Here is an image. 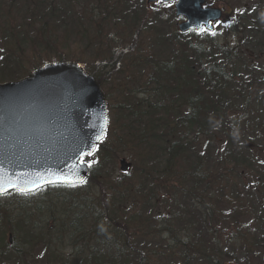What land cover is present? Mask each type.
Wrapping results in <instances>:
<instances>
[{"label": "trees", "instance_id": "1", "mask_svg": "<svg viewBox=\"0 0 264 264\" xmlns=\"http://www.w3.org/2000/svg\"><path fill=\"white\" fill-rule=\"evenodd\" d=\"M217 1L219 0H215ZM249 1L247 6L240 8L241 16L244 17L246 14L259 16L262 7L260 6L259 9L255 0ZM0 2V23L9 26L2 29V34L4 40H9L11 48L25 49L22 45H28L25 44L26 40H31V34H34L36 40L33 50H38L37 47L44 48L38 50L39 54H34L35 58L52 52V49L51 51L49 49L51 48L49 30L46 28L57 23L42 21L39 18L36 21L34 17L42 14L54 18L57 13L47 9L40 11L43 7L41 0H0ZM116 3H121V0H115L111 4ZM260 3L264 8V0H260ZM17 16L23 19L20 23L17 21ZM106 23H97L102 28L101 36L97 35L98 38H110L107 28L110 25ZM1 24L0 26H3ZM117 24L115 22L113 26ZM238 24L236 21V24L230 27V31L239 29L241 21ZM260 26H264V12L260 18ZM261 31L263 29L259 32ZM213 33L215 31H204L198 33V36L197 33L190 32L189 34L194 36L184 35L187 38L181 39L182 36L174 28L167 37L161 38L153 34L158 36L159 49L154 46L153 41H150L153 50L149 56L145 54L139 57L137 66L141 68L132 69V63L125 62L124 58L123 70L115 69V64H123L124 59H121L123 49L121 52L112 50L107 55L109 59H98L95 68L83 65L95 76L104 90L109 115L106 137L96 151L100 154L102 151L103 154L100 155L99 163L93 164L89 178L92 177L93 184L103 196L112 190L110 192L112 196H108L115 198V201L113 204L106 201L111 205L109 208L98 202L80 204L78 209L87 208V215L94 218L91 222V232L87 233L88 229L83 232L79 229L80 220L71 222L70 228L79 238L83 236V239H90L91 234L102 232L101 239H108L101 246L99 238L95 241V245L90 247V254L91 252L94 254L97 249L100 251L101 247L107 248L106 252L109 256L106 257L107 261L100 258L96 262L100 261V264H228L238 256L243 260L242 264H250L258 237L256 233L243 230V224L239 220L242 210L237 203L238 197L236 196L232 201L233 199L227 194L218 198V193L225 190L232 191L236 179L240 178L243 163L256 165L247 163L240 148L242 142L235 141L240 135L239 130L228 132L225 122L240 124L243 121L241 114L249 109L253 101L258 102V107H264L261 105L263 101L256 98L257 90L263 88L264 91V77H249L247 80L239 81L236 72L239 71L236 59L240 60L239 57L242 55L238 52L239 46L229 47L225 39V44L220 43ZM261 36L264 37L262 34ZM262 46L264 47V40ZM173 47L176 49L174 50ZM21 51L18 52L22 53ZM231 54L233 60L230 58ZM250 57L251 55L246 53L242 59L249 62ZM243 66L249 69L251 64ZM138 71H140V79L133 80L132 77ZM118 75L122 79H119ZM213 132L217 138H214ZM218 132L226 133L224 135H228L227 138L224 140L226 136L222 137ZM203 144H227L231 148L224 150L222 147L221 151L216 149L219 155L215 160L217 163H207L208 161L203 158L207 147L198 149ZM126 150L130 151L133 159L134 156H138L140 159L136 157V160L142 166L138 167V172L133 177L130 175L131 178L111 180L112 175L106 172L109 163L105 165L104 161ZM101 156L104 161L101 160ZM192 160L194 165H191ZM99 166L103 171L97 172ZM187 173L191 175L187 176ZM215 187L216 191L213 190ZM210 189L214 191L213 195ZM181 194L190 201V204L180 205L183 208L179 207L178 213L174 214L171 207L178 205L177 202L180 204ZM85 199L89 200V197ZM158 200H161L166 211L158 207ZM152 205L156 207V214L162 215L148 219L146 213L147 211L151 213ZM221 207L229 209L231 218L238 225L235 231L223 229L224 231L221 232L216 229L222 220L223 222L228 220ZM51 210H54L53 203ZM188 211L195 216L194 221H198L195 222L198 226L193 224L189 227L184 221ZM79 218L82 220L81 215ZM102 220L104 221L101 222ZM98 222L99 227L96 230L94 227ZM102 224H105V227H102ZM3 235L4 233L1 241L5 242ZM30 237L29 232L25 241L33 245L35 240L30 241ZM149 238H153V241L158 238L163 243L158 247L150 248L136 241V239L150 241ZM107 243H112V246ZM11 249L14 253L7 256H19L22 251L18 247L15 249L14 246ZM225 258L231 261H226Z\"/></svg>", "mask_w": 264, "mask_h": 264}, {"label": "rangeland", "instance_id": "2", "mask_svg": "<svg viewBox=\"0 0 264 264\" xmlns=\"http://www.w3.org/2000/svg\"><path fill=\"white\" fill-rule=\"evenodd\" d=\"M107 1L110 3H107ZM107 1L41 0L43 7L40 11L43 12L44 9L48 11L52 10L57 15L52 18L48 15L38 14L34 17L35 20L38 21L37 18H39L42 21L57 23V25L46 28L49 30L48 38L49 46L51 47L49 49L50 51L52 49V52L49 51L50 53H46L45 56L42 54L39 58H35L34 54H39L38 50L44 48L40 47L41 49H39L37 47L38 50H33L36 40L34 34H31V40H26L25 44L28 43V45H22L25 49L19 48L22 51L16 47L11 48L12 46L9 40H4L2 34V29L4 30V28L9 26L0 23L3 25L0 26V83L6 84L30 77L36 67L54 60H74L89 68H95L97 60L109 59L107 55L112 50L121 52L123 49L121 59H126V61L125 59L123 60L122 65L120 63L115 64V69L123 70L122 66L124 67L125 62H131L132 69L141 68L137 66L138 59L141 55H150L153 50L151 49L152 44L150 41H153L154 46L159 49L158 36H161V38L167 37L173 32L174 28L179 32L177 28L178 18L175 15V9L173 7L177 0H171L169 2L159 1L151 5L147 4V0H121L119 4H111L115 0ZM255 1L257 7L259 8L261 6L263 9L258 14L259 16H249L246 14L244 17L241 16L242 10L240 8L247 6V2H250L249 0L205 1V6L218 7L223 11L222 19L214 24L216 40L225 44V39L230 45L229 47L232 48H236L237 45L239 46L238 52L242 55L239 57L240 60L236 59L239 70L236 72L239 75L238 80L241 82L247 80L249 77H264V47L262 46L264 37L261 36V34L264 35V26H260V18L264 12V8L260 0ZM111 6H114V8ZM90 13L91 15L88 16ZM104 16H107V18H103ZM22 20L20 16H17L18 23ZM26 20L28 21L29 19ZM236 21L237 24L241 21V27L231 32L230 27L232 25L234 26ZM98 22H107L110 25V27H107L110 35L109 39L98 38L97 35L101 36L100 34L102 33V28L100 24H97ZM115 22L118 23L117 26H113ZM120 23L122 26H120ZM93 24L95 26H92ZM39 25H42V23H39ZM259 29H263V31L259 32ZM153 34L158 36H154ZM179 34L182 36L180 37L181 39L187 38L184 35L194 36L189 33L181 34L179 32ZM88 39L91 40L86 41ZM149 44L151 46H148ZM4 45L5 47H3ZM18 51H21L23 54ZM246 53L251 55L249 62L242 59ZM47 54L49 56H46ZM230 58L233 60L232 54ZM232 60H230V63ZM15 61L18 62L15 63ZM228 63L226 62V64ZM249 63L251 66L249 69H246L243 65L248 66ZM241 67L243 68L241 69ZM118 76L119 79H122L120 75ZM132 79L139 80L140 71ZM130 86L134 85L130 84ZM135 86L137 85L135 84ZM256 93V98L262 100L263 103L261 105H264L263 88L257 90ZM258 106V102L253 101L249 109L243 111L241 114L243 121L240 124L234 122L231 124L230 121L225 122V128L228 132L232 133L235 130H239L240 135L235 138V141L242 142L240 148L244 152L243 156L246 157L247 163H255L256 165L251 166L250 164L243 163L240 178L236 179L232 191L229 190L230 192H228V190H225V192L218 193V198L227 194V196L233 199L232 201L235 200L236 196L238 197L237 203L241 206L242 210L239 220L243 224V230L246 229L248 233H256L258 237L254 255L251 256V259L249 258L250 264H264V107L260 108ZM229 115L232 117L230 112ZM214 132V138H217ZM218 134L222 137L226 136L224 140L228 136L224 135L226 134L224 132H218ZM222 147L224 150L231 148L227 144H203L198 149L206 148L205 153H203V158L208 161L207 163H217L215 160L219 158V155L215 150L218 149L221 151ZM215 152L216 154H213ZM102 154V151L101 154L95 151L94 154L86 157L85 161L91 164V169L94 163H99L100 155ZM136 157L140 159L138 156ZM136 157L134 156L133 159L130 151L126 150L114 158H107L105 160L107 162L103 160L102 156L101 160L106 163L105 165L109 163L106 172L112 175L111 177L113 179L111 180L118 178L125 180L131 178V176L133 177L138 172V167L140 168L142 166V164L139 165ZM121 159L129 162L130 166L126 171L120 169ZM191 162L193 163L191 165H194V160ZM187 166L189 165L187 164ZM99 171H103V168H100V166L97 168V172ZM186 175L189 176L191 174L187 173ZM212 180L213 178L211 182ZM93 183L92 177H90L82 186H77L78 184H76L74 187L69 186L70 188L60 186L50 187L23 196L16 192L1 195L0 255L2 253L4 254L0 256V264H17L18 261L23 262L22 264H100V261L96 262L100 258H104L106 262V257H109L106 252L107 248L101 247L100 251L97 249L94 254L92 252L90 254V247L95 245L97 239L100 238L101 246L107 242L105 240H108L101 239L103 237L101 228H99L101 233L91 234L92 238L90 239H83L82 234V238L77 237L70 228L71 222L80 220L79 229L82 232L87 229V233L91 232V222L94 218L87 215V208L78 209L80 204L84 205L86 202H98L101 205L103 203L105 207L109 208L111 206L109 203H114L115 198L108 196H112L110 194L112 190L103 196ZM216 189L215 187L213 190L216 191ZM213 190L210 189L212 195L214 194ZM87 196L89 200H84ZM52 203L54 210H51ZM157 203L161 210L166 211V207L162 204L161 200H158ZM184 203L190 204V201L181 194L180 204L177 202L178 205L171 207L173 213L177 214L179 207L183 208L180 205ZM165 204L168 205L166 202ZM220 209L222 212H225L224 214L228 217V220L224 222L222 220L219 223L220 226L217 225L216 229L221 230V232L224 231L223 229L235 231L238 225L231 218L229 209L223 207ZM150 212L148 213L147 211L146 213L148 219L158 216L156 214V207L153 205L150 206ZM80 215L82 216V220L79 218ZM186 215L184 221L189 224V227L193 226V224L194 226H198L196 224L198 221H194L195 216L190 211L186 212ZM103 226L105 227V224H102ZM97 227H99V222L94 228L97 230ZM29 232L31 233L30 241H36H34L33 245L25 241L27 240L26 235ZM3 233L5 242L1 241ZM149 239L150 241L141 239H136V241L148 245L150 248H153L152 246L158 247L160 243H163L158 238L155 241H153V238ZM109 245L112 246V243ZM12 246L15 249L18 247L22 250L19 256H7V254L14 253V250L11 249ZM225 260L229 261L230 259L225 258ZM242 262L243 260L237 256L235 260L232 259L231 263L228 264H242Z\"/></svg>", "mask_w": 264, "mask_h": 264}, {"label": "water", "instance_id": "3", "mask_svg": "<svg viewBox=\"0 0 264 264\" xmlns=\"http://www.w3.org/2000/svg\"><path fill=\"white\" fill-rule=\"evenodd\" d=\"M204 3L177 1L176 15L184 17L178 23L181 33L203 26L213 30L210 22L220 19L222 10ZM107 126L106 95L77 61L45 63L30 77L0 84V176L5 182L57 177L66 178L57 184L85 181L89 167L83 158L94 152ZM120 164L124 171L130 166L125 159Z\"/></svg>", "mask_w": 264, "mask_h": 264}, {"label": "snow or ice", "instance_id": "4", "mask_svg": "<svg viewBox=\"0 0 264 264\" xmlns=\"http://www.w3.org/2000/svg\"><path fill=\"white\" fill-rule=\"evenodd\" d=\"M213 35H215V33H213ZM85 155H91V153H87ZM88 166L91 167V164H88ZM65 181L66 178L57 177L56 180H48L41 178V179L25 180L23 182H20L19 180L16 181L8 180L7 182H5L3 176H0V195L5 194L9 187L18 191L22 195H29L39 190L44 185L64 183ZM79 183L84 184L86 183V181L81 179ZM70 186H76V184L72 183Z\"/></svg>", "mask_w": 264, "mask_h": 264}, {"label": "flooded vegetation", "instance_id": "5", "mask_svg": "<svg viewBox=\"0 0 264 264\" xmlns=\"http://www.w3.org/2000/svg\"><path fill=\"white\" fill-rule=\"evenodd\" d=\"M22 263H23V262H21V261H18V262H17V264H22Z\"/></svg>", "mask_w": 264, "mask_h": 264}]
</instances>
